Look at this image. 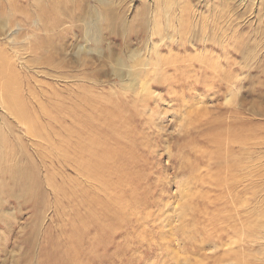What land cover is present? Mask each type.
<instances>
[{
    "label": "rangeland",
    "instance_id": "rangeland-1",
    "mask_svg": "<svg viewBox=\"0 0 264 264\" xmlns=\"http://www.w3.org/2000/svg\"><path fill=\"white\" fill-rule=\"evenodd\" d=\"M81 1L83 12L76 23L79 29L66 39L70 43L64 46L71 45L64 56H55L65 57V65L51 71L36 65L38 55L33 51L34 41L39 37L45 39V32L34 34L36 26L21 13L25 10L34 18L39 9L34 10L25 0H13L15 5L0 0V58L3 55L7 67L0 72L4 86L1 92H5L4 97L7 92L17 93L11 101L20 105L6 108L0 96V264H54L59 256L64 258L59 264H264V115H254L250 108L256 99L257 84L264 82V0ZM108 10L119 15L112 30L98 21V14ZM18 24L20 32L10 34ZM98 24L102 29L100 42L96 43ZM206 28L219 41L223 32L226 34L224 42L230 49L232 63L227 67L220 65L219 70L235 74L241 69L240 91L231 90L230 95L237 94L245 103L243 110L225 103V81L220 80L223 75L220 77L219 70L215 74L218 79L213 82L217 97L214 104L208 103V109L216 114L196 117L189 110L196 105V94L203 88H188L189 81L180 80L182 74L174 72L170 65L177 59L172 54L196 55L198 49L186 45L185 51L180 40L192 36L199 40ZM52 40L61 44L55 38ZM238 44L242 54L234 49ZM213 52L214 57H221L219 51ZM45 69L50 73H45ZM208 72L202 73L208 76ZM5 77H13L8 86ZM10 86L15 91L6 92ZM147 87L155 93L144 97ZM33 90L41 95V103L32 98ZM259 92L264 93V87ZM147 102L148 108L155 111L150 119H157L151 125L141 114L148 113ZM231 109L245 113L244 118L233 119L230 114L234 111L228 114ZM190 113L194 125L186 120ZM15 114L22 115L20 120ZM239 119L244 120L245 139L226 150L215 142L213 128L224 122L235 125ZM24 121L31 122L35 137L21 125ZM228 151H232V166L226 162ZM118 157L124 159L118 176L127 173L132 176L131 182L115 179L118 172H101L118 162ZM83 164L95 168V176L87 175ZM140 178L144 179L139 181ZM99 179L117 182V186L107 189ZM26 187L32 188L31 199L30 194L23 192ZM131 190L141 201L128 198ZM10 191L14 197L8 194ZM118 191H123L122 197ZM40 193L38 205L33 198ZM120 201L123 208L117 206ZM91 217L106 226L103 233L98 232V239L94 228L84 227V222L90 224ZM107 232L110 240L104 246L95 245ZM90 243L98 247L91 254ZM44 250H55L54 256L46 258Z\"/></svg>",
    "mask_w": 264,
    "mask_h": 264
},
{
    "label": "bare ground",
    "instance_id": "bare-ground-1",
    "mask_svg": "<svg viewBox=\"0 0 264 264\" xmlns=\"http://www.w3.org/2000/svg\"><path fill=\"white\" fill-rule=\"evenodd\" d=\"M8 2H9V4H11V5H15V3H13V0H7ZM27 3H29V4H31L33 7H34V10H36V9H39V11H35V14H36V16L34 17V18H32V16H31V14H29V12H26L25 10H21L22 12V16H23V18L25 19V20H31L30 22H32V24L33 25H35L36 26V29H35V32H34V34H38V31H42V32H45V36H46V38L45 39H42V40H40V37L38 38V40H37V42H35L34 40V43H35V46H34V48H33V51H34V54L35 55H38V62H36L37 64L36 65H43V66H45V67H49L50 69H51V71L53 70V69H57V68H61L62 66H63V64L65 65V62H66V60H65V57L63 58H59V57H55V56H57V55H59V54H63V56H64V53H65V51L67 52V48H68V45H71V44H68V45H65L64 46V44H66V42H67V40H69L70 38H72L74 35H75V31H77V27H78V29H79V26H77L76 25V23H77V21H78V18H79V15H80V13H81V11L83 12V3H82V1L81 0H25ZM29 4H27V5H29ZM5 5V4H4ZM10 5V6H11ZM17 5V4H16ZM7 7V6H6ZM58 12V13H57ZM9 13V12H8ZM13 13V12H12ZM31 13H33V12H31ZM233 13V12H232ZM84 14V13H83ZM215 15V14H214ZM217 15V14H216ZM228 15V14H227ZM10 16V15H9ZM17 16V15H16ZM59 16H61L60 18H59ZM83 16V15H82ZM194 16V15H193ZM224 16V15H223ZM232 17V16H231ZM7 18V17H6ZM5 18V19H6ZM239 18V17H238ZM82 19V18H81ZM119 19V15H117V11L115 12V10H108V11H105L104 13H101V15H99L98 14V21L100 20V22L102 23L101 25H105V27L106 28H109V29H113L114 28V26H115V23L117 22V20ZM212 19V18H211ZM221 19V18H220ZM219 19V20H220ZM85 19H83V21H84ZM213 20V19H212ZM211 20V21H212ZM7 21V20H6ZM80 21H82V20H80ZM7 23H8V21H7ZM12 23V22H11ZM17 24V23H16ZM99 25V28H96L95 29V35H96V38L94 39L95 40V42L96 43H98V42H100L99 40H100V37H101V32H100V30L102 29L101 28V26H100V24H98ZM98 25H96V26H98ZM243 25V24H242ZM5 26V25H4ZM15 26V25H14ZM81 27H82V25H80ZM95 26V27H96ZM117 26V25H116ZM126 26V25H125ZM212 26H214V24L212 25ZM31 27H32V25H31ZM103 27V26H102ZM14 28V27H13ZM61 28V29H60ZM101 28V29H100ZM123 28V27H122ZM10 29V28H9ZM21 30V24H18V27H16V29H11L12 31L10 32V34L12 33V32H14V33H17V31H19L20 32V30ZM33 29H34V26H33ZM57 29H60L59 31H57ZM110 30V31H111ZM116 30V29H115ZM114 30V31H115ZM243 30V29H242ZM86 28H85V34H86ZM103 31V30H102ZM219 31V30H218ZM80 32V31H79ZM120 32V31H119ZM209 31H207V28H206V30L205 29H203L202 31H201V34L199 35L200 37H199V40L197 39V38H195L194 36H192V37H186V38H184V39H181L180 40V46L183 48V50H187V48H186V45H189V46H191V47H194V49H198V53L196 54V55H194V56H190L189 54H184V55H178V54H172V56L174 57V58H177L176 60H174L171 64L169 63V61H168V63L172 66V68H173V71L174 72H178L179 71V73H181L182 74V76H181V78H180V80H182V79H184L186 82H188L189 81V83H187L188 84V88H195V87H201V88H203V90L200 92L199 91V93H197L196 94V97H197V99L196 100H194L195 102H190V103H192V104H196V105H192V107H191V109H189V110H191V111H193L194 112V115L196 116V117H198V116H200V117H206L209 113L210 114H216V113H211V110H212V108H209L210 109V111H209V109H208V103L210 104V103H212V101H213V99H215L217 96H216V94H217V91H215V88H214V86H213V82H216L215 81V78L216 79H218V77H217V75H215V74H218V73H216L218 70H219V68H221L222 69V67L224 66V67H227V66H230V64L232 63V61H231V59L229 58V52H230V49H229V47L227 46V42L225 43L224 41V38H226V34L223 32V38L222 39H220V41L219 40H217L216 39V37H214L213 35H212V33H208ZM239 32V31H238ZM83 33V32H82ZM103 33V32H102ZM112 33V32H111ZM240 33V32H239ZM18 34V33H17ZM40 34V33H39ZM44 34V33H43ZM104 34V33H103ZM238 34V33H237ZM24 35V34H23ZM26 35H28V34H26ZM25 35V37H27ZM121 35V34H120ZM188 35V34H187ZM186 35V36H187ZM257 35V34H256ZM228 36V35H227ZM242 36V35H241ZM24 37V38H25ZM43 37V36H42ZM41 37V38H42ZM229 38H230V36H228ZM227 37V38H228ZM44 38V37H43ZM57 39L61 44L59 45V44H57L55 41H53L52 39ZM221 38V37H220ZM240 38V37H239ZM64 39V40H63ZM67 39V40H66ZM120 39V38H119ZM11 40H14V38H12ZM173 40V39H172ZM241 40V39H240ZM239 40V41H240ZM255 40V39H254ZM171 41V40H170ZM219 42V44H217L216 43V45H215V43L214 42ZM227 41V40H226ZM242 41V40H241ZM69 43H70V41H68ZM67 42V43H68ZM116 42V41H115ZM160 42H162V41H160ZM223 42V43H222ZM23 43V42H22ZM22 43H20V44H22ZM33 43V44H34ZM124 43V42H123ZM122 43V44H123ZM155 43H157V42H155ZM179 43V41L176 43V44H178ZM220 43H221V45H220ZM247 43V42H246ZM151 44V43H150ZM158 44V43H157ZM160 44V43H159ZM191 44V45H190ZM233 44V43H232ZM235 44V43H234ZM240 44H242V43H240ZM240 44H238V46L237 45H235L234 46V49H235V51H237V53H243L244 51H242V47H240ZM29 45V44H28ZM125 45V44H124ZM197 45L199 46H201V45H203L204 47H202V48H198L197 47ZM73 46V45H72ZM76 46V45H75ZM242 46H243V44H242ZM33 47V46H32ZM162 47V46H161ZM171 47V46H170ZM18 48V47H17ZM76 48V47H75ZM156 48V47H155ZM126 49V48H125ZM171 49V48H170ZM213 49H215L216 51H219L220 53V55L219 56H221L220 58L217 56V58L216 57H214V55H213ZM233 49V50H234ZM128 50V49H127ZM157 50V49H156ZM173 50V49H172ZM28 50H26V52H27ZM130 51V50H129ZM197 51V50H196ZM19 52V51H18ZM113 52V51H112ZM133 52V51H132ZM28 53V52H27ZM160 53V52H159ZM217 53V52H216ZM246 53V52H245ZM68 54V53H67ZM150 54V53H149ZM6 55V54H5ZM23 55V54H22ZM21 55V56H22ZM165 55V54H164ZM21 56H20V58H21ZM46 56V58H44ZM171 56V55H170ZM171 56V57H172ZM14 57H15V55H14ZM222 57H224V59H221ZM245 57V56H244ZM2 58H3V55H2V57L0 58L1 59V61H0V72H4V70H5V68L7 69V67H6V62H5V60H2ZM8 58V57H7ZM168 59H170V57L168 58ZM167 59V60H168ZM244 59V58H243ZM34 60H36V59H34ZM164 61L166 60V59H163ZM173 60V59H172ZM115 63V62H114ZM157 63V62H156ZM234 63V62H233ZM254 63V62H253ZM169 64H168V66H169ZM151 65V64H150ZM154 65V64H153ZM158 65V64H157ZM164 65H166V64H164ZM220 65H222V67L220 66ZM227 65V66H226ZM233 65V64H232ZM26 66V65H25ZM83 66L85 67V65L83 64ZM156 66V65H155ZM161 65H159V67H160ZM27 67V66H26ZM42 67V66H41ZM165 67H167V65L165 66ZM243 67H244V65H243ZM253 67V66H252ZM20 68V67H19ZM163 68V67H162ZM168 68V67H167ZM171 68V67H170ZM42 69V68H41ZM165 69V68H164ZM16 70V69H15ZM38 70V69H37ZM46 70V69H45ZM49 70V69H48ZM48 70H46V72L45 73H50V72H48ZM100 70V69H99ZM208 70L210 71V74L207 76H205V75H203V73L202 72H208ZM232 70V69H231ZM241 70V69H240ZM239 70V71H240ZM17 71H19V70H17ZM42 71V70H41ZM222 72L220 73V70H219V75L220 74H222L223 75V77H221V75H220V77H221V79L220 80H223L224 79V81H225V84H224V90H225V92L222 94V95H224L225 93V103L226 104H231V105H233V106H235V108L236 109H242L243 110V107H244V104L242 103V101L240 100V98L238 99L237 98V94L236 95H230V91L231 90H235V89H238V92L240 91V89H239V86L241 85V82H242V78H241V73H242V71L241 72H239L238 71V73H236L235 72V74L234 73H229V72H227V69L226 70H221ZM153 72V71H152ZM15 73V72H14ZM199 73H201V74H199ZM209 73V72H208ZM207 73V74H208ZM249 73V72H248ZM117 74V73H116ZM173 74H176V73H173ZM172 74V75H173ZM243 74V73H242ZM8 75V74H7ZM52 75V74H51ZM126 75H127V73H126ZM197 75H199V77L197 76ZM246 75V74H245ZM12 76V75H11ZM11 76H9V77H11ZM16 76V75H15ZM48 76V75H47ZM118 76V75H117ZM193 76H195V77H193ZM8 77V78H9ZM175 77V76H174ZM246 77V76H245ZM6 78V77H5ZM13 78V77H12ZM5 79V85H9V83L10 82H12L13 81V79ZM167 79V78H166ZM3 80H4V78H3ZM168 81H169V79H167ZM219 80V81H220ZM126 81V80H125ZM218 81V80H217ZM218 81V82H219ZM224 81H223V83H224ZM50 82V81H49ZM217 82V83H218ZM136 83V82H135ZM148 83V82H147ZM254 83V82H253ZM149 84H150V82H149ZM178 84V83H177ZM177 84H175V85H177ZM200 84V85H199ZM222 84V83H221ZM13 85V84H12ZM42 85V84H41ZM168 85V84H167ZM171 85V84H170ZM262 85H264V82H262L261 81V83L259 82L258 84H257V87H258V91L255 93V98L256 99H254L253 101H252V104H251V107L250 108H252V113L254 114V115H264V106H261L260 105V103L262 102V104H263V101H264V93L263 92H259L260 91V89L262 90L263 89V87L264 86H262ZM6 86V87H7ZM46 86V85H45ZM172 86V85H171ZM73 87V86H72ZM144 87V86H143ZM150 87V86H149ZM149 87H147V88H144V93H143V96L145 97V96H151L152 95V93H155L154 91H151V89L149 88ZM168 87H169V85H168ZM179 87V86H178ZM184 87V86H183ZM4 86H3V83H2V78L0 79V96H1V100H2V102L4 103V105L6 106V108H8V105L9 106H11V105H13V106H20V105H18L16 102H13V100L11 101V99H12V96H13V98L15 97V96H18L17 95V93L14 95V94H12V95H10V92H7V91H13L14 89H12L11 88V86L9 87V89H7L6 88V96L4 97L3 96V94L5 93V92H1V91H3L4 89ZM166 88V87H165ZM187 88V89H188ZM16 89H17V87H16ZM46 89V88H45ZM175 89V88H174ZM184 89V88H183ZM132 90H133V88H132ZM142 90V89H141ZM177 89H175V91H176ZM15 91V90H14ZM166 92H167V90H165ZM175 91H174V93H175ZM184 92H186L187 90L186 89H184L183 90ZM168 92H170L169 91V89H168ZM167 92V93H168ZM172 92H173V90H172ZM177 92V91H176ZM182 92V91H181ZM183 92V93H184ZM36 92L33 90L32 92L30 91V94H32L31 96H32V98L37 102H40V100H39V98L41 97V95L40 94H35ZM41 93V92H40ZM42 93H43V91H42ZM41 93V94H42ZM45 93V92H44ZM171 93V92H170ZM173 93V94H174ZM233 93H234V91H233ZM18 94H19V92H18ZM96 94V93H95ZM94 94V95H95ZM179 94V93H178ZM182 94V93H181ZM235 94V93H234ZM44 95V94H43ZM48 95V94H47ZM46 95V96H47ZM165 95H167V94H165ZM21 96V95H20ZM19 96V97H20ZM45 96V95H44ZM156 95H153V98H156L155 97ZM162 96V95H161ZM177 96V95H176ZM175 96V97H176ZM242 96V95H241ZM241 96H239V97H241ZM71 97V96H70ZM168 97H170V96H168ZM205 97H207V98H205ZM23 98V97H22ZM21 98V99H22ZM164 98V97H163ZM171 98V97H170ZM193 98V97H192ZM24 99V98H23ZM162 99V98H161ZM176 99H177V97H176ZM0 100V101H1ZM16 100H17V98H16ZM19 100V99H18ZM41 100H42V98H41ZM46 100V99H45ZM59 100H60V98H59ZM164 100H166V99H164ZM190 100V99H189ZM15 101V100H14ZM20 101V100H19ZM25 101V100H24ZM100 101V100H99ZM144 101V100H143ZM175 101V100H174ZM187 101V100H186ZM22 101H20V103H21ZM45 102V101H44ZM148 102H150V101H148ZM148 102L146 103V107H147V110H148V113L147 114H145L144 112H142L141 114L144 116H146V117H144V119L146 120V123L147 124H149V125H151V122L153 123L154 122V120L155 119H153V120H151L150 118H152V113L153 112H155L154 110L152 111V110H150L149 108H148ZM181 102V101H180ZM28 103H29V101H28ZM41 103V102H40ZM175 103V102H174ZM88 104V103H87ZM161 104V103H160ZM181 104V103H180ZM183 104V103H182ZM212 104H214V103H212ZM212 104H210V105H212ZM225 104V105H226ZM22 105H24V104H22ZM151 105H153V104H151ZM184 105H188V104H184ZM191 105V104H190ZM228 105V106H229ZM264 105V104H263ZM41 106H43V105H41ZM90 106V105H89ZM162 106V105H161ZM217 106V105H216ZM219 106V105H218ZM227 106V107H228ZM18 107H17V109H18ZM82 107V106H81ZM102 107H103V105H102ZM128 107V106H127ZM145 107V106H144ZM177 107H178V105H177ZM215 107V106H214ZM225 107V106H224ZM230 107H232V106H230ZM50 108V107H49ZM59 108V107H58ZM92 108H94V107H92ZM153 108V107H152ZM155 108V107H154ZM168 108V107H167ZM185 108V107H184ZM16 109V108H15ZM37 109V108H36ZM91 109V108H90ZM120 109V108H119ZM119 109H116L117 110V112H119V111H121V110H119ZM129 109V108H128ZM162 109V108H161ZM174 109V108H173ZM215 109H217V108H215ZM215 109H213V111L215 110ZM228 109H229V107H228ZM3 110V109H2ZM54 110V109H53ZM103 110V109H102ZM110 110V109H109ZM165 110V109H164ZM188 110V109H187ZM13 111V110H12ZM20 111V110H19ZM32 111V110H31ZM87 111V110H86ZM146 111V110H145ZM161 111V110H160ZM232 111H234V110H232L231 109V111H229L228 112V114H230ZM240 111V110H239ZM239 111H234V112H232L230 115H232V116H234L233 117V119H238V118H244V114H242L243 112H239ZM15 112V111H14ZM33 112H36V111H33ZM43 112V111H42ZM163 112V111H162ZM226 112V111H225ZM18 113V112H17ZM30 113V112H29ZM71 113V112H70ZM130 113V112H129ZM158 115H160V112H156ZM24 114V113H23ZM163 114H164V112H163ZM166 114V113H165ZM191 114V113H190ZM227 114V113H226ZM227 114V115H228ZM16 115V117H18L19 118V120H20V117H19V115H17V114H15ZM14 115V116H15ZM34 115V114H33ZM43 115V114H42ZM44 115H46V117L48 118V115L47 114H44ZM119 115V114H118ZM122 115V114H121ZM171 115V114H170ZM193 115V116H194ZM211 115V116H212ZM20 116H22V115H20ZM30 116H31V114H30ZM41 116V115H40ZM60 116V115H59ZM100 116V115H99ZM132 116V115H131ZM133 116H134V114H133ZM136 116V115H135ZM162 116V115H161ZM219 116V115H218ZM232 116H231V118H232ZM253 116V115H252ZM92 117V116H91ZM191 117H192V114L191 115H187V118H186V120H188V122H189V124L191 123V125H194V123H195V121L194 120H191ZM195 117V118H196ZM216 117V116H215ZM227 117V116H226ZM246 117V116H245ZM23 118V117H22ZM21 118V120L23 121V119ZM25 118H27V117H25ZM38 118V117H37ZM40 118V117H39ZM106 118V117H105ZM134 118V117H133ZM161 118V117H160ZM179 118V117H178ZM28 119V118H27ZM164 119V118H163ZM201 119V118H200ZM206 119V118H205ZM212 119V118H211ZM43 120V119H42ZM105 120V119H104ZM151 120V121H150ZM157 120V119H156ZM155 120V121H156ZM216 120V119H215ZM33 121V120H32ZM45 121V120H44ZM133 121V120H132ZM182 121V120H181ZM208 121V120H207ZM210 121V120H209ZM81 122V121H80ZM165 122V121H164ZM199 122V121H198ZM202 122V121H201ZM7 123V122H6ZM38 123V122H37ZM47 123V122H46ZM137 123V122H136ZM160 123V122H159ZM162 123V122H161ZM203 123V122H202ZM213 123V122H212ZM73 124H75V123H73ZM181 124H182V122H181ZM21 125H23L34 137L36 136L35 135V129L31 126V122L29 121V122H26V121H24V122H21ZM67 125V124H66ZM137 125H139V123L137 124ZM157 125V124H156ZM85 126H87V125H85ZM140 126V125H139ZM183 126V125H182ZM184 126H186V125H184ZM209 126V125H208ZM248 126V125H247ZM143 127V126H142ZM198 127H200V126H198ZM118 128V127H117ZM147 128V127H146ZM40 129V128H39ZM115 129V128H114ZM187 129H188V127H187ZM186 129V130H187ZM194 129V128H193ZM244 120L243 119H239L237 122H236V124L235 125H233L232 123H230V122H224V123H222V124H220L219 126H217V127H214L213 128V130H214V134H215V136H216V138H215V142L216 143H218L219 145H222V146H224L225 147V149L226 150H229V149H231V147L230 146H234V144H235V142H243V140L245 139V133H244ZM25 130V129H24ZM140 130V129H139ZM194 130H198L197 128L196 129H194ZM37 131V130H36ZM41 131V130H40ZM141 131V130H140ZM189 131V130H188ZM249 131V130H248ZM42 132V131H41ZM101 132V131H100ZM194 132V131H193ZM44 133V132H43ZM122 133V132H121ZM71 134V133H70ZM150 134V133H149ZM158 134H160V132L158 133ZM162 134V133H161ZM184 134H186V132H184ZM201 134V133H200ZM206 134V133H205ZM210 133H208V135H209ZM28 135V134H27ZM52 135V134H51ZM76 135V134H75ZM80 135H82V134H80ZM190 135V134H189ZM50 136V135H49ZM83 136V135H82ZM182 136V135H181ZM203 136V135H202ZM207 136V135H206ZM210 136V135H209ZM28 137V136H27ZM138 137H140V136H138ZM158 137V136H157ZM163 137V136H162ZM205 137V136H204ZM42 138V137H41ZM128 138V137H127ZM153 138V137H152ZM198 138V137H197ZM202 138V137H201ZM205 138H207V137H205ZM224 140H223V139ZM256 138H258V137H256ZM30 139V138H29ZM34 139V138H33ZM56 139V138H55ZM144 139V138H143ZM181 139V138H180ZM46 140V139H45ZM71 140V139H70ZM103 140V139H102ZM150 140H151V138H150ZM166 140V139H165ZM214 140V139H213ZM255 140V139H254ZM7 141V140H6ZM82 141V140H81ZM130 141V140H129ZM142 141V140H141ZM212 141V140H211ZM255 141H257V140H255ZM255 141H254V143H255ZM66 142V141H65ZM86 142V141H85ZM115 142V141H114ZM245 142V141H244ZM253 142V141H252ZM42 143V142H41ZM119 144V143H118ZM126 144V143H125ZM143 145H144V142H143ZM148 145H150V144H148ZM147 145V146H148ZM213 145V144H212ZM243 145V144H242ZM132 146V145H131ZM244 146H246V145H244ZM85 147V146H84ZM133 147V146H132ZM145 147H146V145H145ZM91 148V147H90ZM101 148V147H100ZM151 148V147H150ZM54 149V148H53ZM149 149V148H148ZM147 149V150H148ZM52 150V149H51ZM117 150V149H116ZM138 150V149H137ZM137 150H135V151H137ZM177 150V149H176ZM155 151V150H154ZM178 151V150H177ZM190 152V151H189ZM242 152H244V151H242ZM58 153V152H57ZM143 153V152H142ZM157 153V155H158V152H156ZM228 153H229V157H226V162L228 163V165L229 166H232L231 165V158H232V151H231V153L228 151ZM14 154V153H13ZM111 154V153H110ZM147 154V153H146ZM152 153H150V155H151ZM154 154V153H153ZM176 154V153H175ZM105 155V154H104ZM129 155V154H128ZM149 155V156H150ZM156 155V154H155ZM224 155V154H223ZM61 156V155H60ZM143 156H144V153H143ZM179 156H180V154H179ZM242 156V155H241ZM50 157V156H49ZM52 157V156H51ZM216 157V156H215ZM129 158V157H128ZM236 158H237V156H236ZM240 158H242V157H240ZM211 159V158H210ZM52 160V159H51ZM140 160V159H139ZM142 160H143V158H142ZM145 160V159H144ZM177 160V159H176ZM196 160V159H195ZM209 160V159H208ZM212 160V159H211ZM228 160H229V162H228ZM233 160H235V159H233ZM147 161V160H146ZM150 161V160H149ZM119 162V163H118ZM118 162L117 161H114V164H113V166H111V167H104L102 170H101V172L102 171H104V170H112L113 172V174H116L117 172V178H115V179H117V180H119V182L120 181H124V182H126L127 181V183L130 181L131 182V178H132V176L131 175H129V174H127L126 173V175L125 176H118V174L120 175V173H119V170L120 169H122V167H124V166H122V162H124V159H123V157L121 158V157H118ZM128 162V161H127ZM137 162H139V161H137ZM73 163V162H72ZM98 163H100V164H102V165H105V163H101L100 161H98ZM147 163V162H146ZM169 163H171V162H169ZM130 164V163H129ZM232 164H233V162H232ZM235 164V163H234ZM250 164V163H249ZM8 165V164H7ZM102 165H100L101 167H102ZM3 166V165H2ZM16 166V165H15ZM134 166V165H133ZM147 166H149V164L147 165ZM225 166V165H224ZM235 166H236V164H235ZM17 167V166H16ZM141 167H142V165L141 166H139V169L141 170ZM239 167V166H238ZM11 168H13V167H11ZM82 168H83V170L87 173V175H94L95 176V174L94 173H96V169L95 168H90L88 165H86V164H83L82 165ZM129 168H131V167H129ZM153 169V168H152ZM152 169H149L148 171H150V170H152ZM21 170V169H20ZM135 170H138V168H136ZM204 170H205V168H204ZM263 170V169H262ZM75 171V170H74ZM124 171V170H123ZM142 171V170H141ZM144 171V170H143ZM219 171V170H218ZM241 171V170H240ZM134 172V171H133ZM151 172V171H150ZM121 173H122V171H121ZM138 173H140V172H138ZM146 174H147V172H145ZM22 174V173H21ZM65 174V173H64ZM73 174V173H72ZM106 174V173H105ZM123 174H124V172H123ZM131 174V173H130ZM66 175V174H65ZM134 175V174H133ZM144 176H145V174H143ZM76 176V175H75ZM153 176V175H152ZM218 176H220V175H218ZM249 176V175H248ZM12 177V176H11ZM10 177V178H11ZM17 177V176H16ZM97 177V176H96ZM104 177V176H103ZM114 177V176H113ZM111 178V177H110ZM146 178H147V176H146ZM162 178H164V177H162ZM223 178V177H222ZM222 178H221V180H222ZM17 179V178H16ZM112 179V178H111ZM144 179V178H143ZM142 178H140V180L139 181H141V180H143ZM156 179V178H155ZM159 179H161V177L159 178ZM158 179V180H159ZM166 179V178H165ZM46 180V179H45ZM81 180V179H80ZM218 180H220V177L218 178ZM12 181V180H11ZM28 181V180H27ZM99 181H100V183H101V185L102 186H104V187H107V189H114L116 186H117V182H108V180L107 179H99ZM149 181V180H148ZM147 181V182H148ZM16 182V181H15ZM84 182V181H83ZM160 182V180L158 181V183ZM221 182V181H220ZM222 182H224V179L222 180ZM257 182V181H256ZM151 183L153 184L154 182H152V180H151ZM150 183V184H151ZM157 183V182H156ZM161 183V182H160ZM159 183V184H160ZM18 184V183H17ZM28 184H29V181H28ZM138 184V183H137ZM133 185V184H132ZM19 186V185H18ZM32 186V185H31ZM99 186V185H98ZM125 186V185H124ZM130 186V185H129ZM133 186H135V185H133ZM157 186H159V185H157ZM3 187V186H2ZM53 187V186H52ZM80 187V186H79ZM137 187V186H136ZM151 186H149V188H150ZM261 187V186H260ZM92 188V187H91ZM125 188V187H124ZM138 188H140L139 186H138ZM142 188V187H141ZM232 188V190H233V187H231ZM53 189V188H52ZM127 189V188H126ZM128 189H130L129 187H128ZM160 189V188H159ZM189 189V188H188ZM24 190V189H23ZM125 190V189H124ZM137 190V189H136ZM143 190V189H142ZM147 190V189H146ZM101 191V190H100ZM144 191H145V189H144ZM152 191H154V190H152ZM157 191V190H156ZM186 192L188 191L187 189L185 190ZM229 192H228V195L230 194V190H228ZM257 191V190H256ZM3 192V191H2ZM8 192V191H7ZM11 192V191H10ZM16 192V191H15ZM24 193H28V194H30V199H31V197H32V188L30 187V188H28V187H26L25 188V191H23ZM72 192H74V191H72ZM120 192V194H118V195H120L121 196V193L122 194H124L123 193V191L121 192V191H118V193ZM126 193H127V191H125ZM136 191H134V190H131V191H129V193L127 194L128 196H130V197H128L130 200H136V201H138V200H140L141 201V199H139V197H137V195H136V193H135ZM158 192H159V190H158ZM160 192H161V190H160ZM186 192H184V193H186ZM108 193V192H107ZM111 193H112V191H111ZM117 193V192H116ZM115 193V194H116ZM125 193V194H126ZM143 193V195H145L144 194V192H142ZM8 194H11V196L12 197H14V195H13V193L11 192V193H8ZM7 194V195H8ZM16 194V193H15ZM138 194V193H137ZM156 194V193H155ZM160 194V193H159ZM164 194V193H163ZM190 194V193H189ZM231 194H233V192L231 193ZM235 194V193H234ZM6 195V194H5ZM101 195V194H100ZM106 195V194H105ZM112 195V194H111ZM117 195V196H118ZM150 195L152 196V193H150ZM162 195V194H161ZM16 196V195H15ZM42 196V194L40 193L36 198H33L34 200V202L36 203V204H38L37 202H38V199H39V197H41ZM103 196V195H102ZM123 196V195H122ZM121 196V197H122ZM156 196V195H155ZM190 196V195H189ZM149 197V196H148ZM157 197L159 198L160 196L157 194ZM165 197H167V196H165ZM188 197V196H187ZM230 197V196H229ZM69 198V197H68ZM112 198V197H111ZM128 198H127V200H128ZM152 198V197H151ZM231 199H232V197H230ZM106 199V198H105ZM147 199V198H146ZM115 200V199H114ZM124 200V199H123ZM123 200H121L122 202H123ZM126 200V201H127ZM185 200H187V199H185ZM106 201H108V200H106ZM116 201V200H115ZM118 201V200H117ZM121 201L119 202V204H118V202H117V206H119V205H121L120 203H121ZM139 201V202H140ZM124 202H125V200H124ZM107 203V202H106ZM109 203V202H108ZM132 203H133V201H132ZM165 203V202H164ZM92 204V203H91ZM110 204V203H109ZM112 204V203H111ZM125 204H127V203H125ZM166 204V203H165ZM2 205V204H1ZM39 205V204H38ZM134 205V204H133ZM227 205H229V204H227ZM243 205V204H242ZM88 206V205H87ZM122 207L121 208H123V205H121ZM129 206V205H128ZM245 206V205H244ZM244 206H242L243 208H245ZM165 207V206H164ZM180 207H181V205H180ZM36 208H37V206H36ZM121 208H119V210L121 209ZM166 208V207H165ZM189 208V207H188ZM224 208V207H223ZM40 209V208H39ZM110 209V208H109ZM162 209V208H161ZM157 210L158 212H160V211H162V210ZM164 209V208H163ZM177 208L176 207H174V210H176ZM122 210V209H121ZM124 210V209H123ZM41 211H44V210H42L41 209ZM87 211V210H86ZM167 211V210H166ZM240 211V210H239ZM35 212H36V210H35ZM78 212V211H77ZM121 212V211H120ZM84 213V212H83ZM149 213V212H148ZM174 213V212H173ZM177 213V212H176ZM185 214H186V212H184ZM183 213V214H184ZM164 215H165V213H163ZM228 214V213H227ZM75 215H77V214H75ZM176 215V214H175ZM178 215V214H177ZM247 215V214H246ZM149 216V215H148ZM86 217H87V215H86ZM156 217V216H155ZM1 218V217H0ZM150 218V217H149ZM183 218H185V217H183ZM102 220H103V218H101ZM171 219V218H170ZM169 219V220H170ZM181 220H182V218H180ZM75 220V219H74ZM86 220V219H85ZM172 220V219H171ZM157 221H158V219H157ZM222 222H223V220H221ZM90 224H88L87 222H84V227H91V228H94L95 230L94 231H96L95 233V235H96V239H98L97 238V236L98 235H100L101 233H103L104 231H103V227H106L103 223H101V222H99V221H97L96 220V218H93L92 219V217H91V219L88 221ZM95 222V223H94ZM107 222V221H106ZM155 222V221H154ZM183 222V221H182ZM108 223V222H107ZM172 224V223H171ZM179 224V223H178ZM154 225V224H153ZM161 225V224H160ZM181 225H183V224H181ZM180 225V226H181ZM143 226H145V225H143ZM82 228V227H81ZM109 228V227H108ZM159 229V228H158ZM187 229V228H186ZM86 230V229H85ZM143 230H144V228H143ZM188 230V229H187ZM186 231V230H185ZM100 234H99V233ZM110 232V231H109ZM109 232H107L106 233V236H105V238H103L102 240H97L94 244L95 245H100V246H98V247H101V246H104V244L106 243V242H108L110 239H109V236H108V234H109ZM190 232V231H189ZM76 234H77V232H76ZM89 234V233H88ZM186 234H187V232H186ZM212 234V233H211ZM139 235V234H138ZM142 236V235H141ZM183 236V235H182ZM77 237V236H76ZM194 237V236H193ZM71 238V237H70ZM189 238V237H188ZM76 239V238H75ZM143 239V238H142ZM163 239V238H162ZM72 240V239H71ZM189 240H191V239H189ZM149 241H150V239H149ZM148 241V242H149ZM152 241V240H151ZM222 241V240H221ZM190 243V242H189ZM94 244L93 243H90L89 244V249H90V253L89 254H91V253H93V250L95 249V248H98V247H95L94 246ZM176 244V243H175ZM222 244V243H221ZM164 245H165V242H164ZM170 245V244H169ZM94 246V247H93ZM186 246V245H185ZM75 247V246H74ZM73 247V248H74ZM44 248V247H43ZM52 248V247H51ZM186 248V247H185ZM206 248V247H205ZM159 249V248H158ZM169 249V248H168ZM63 250V249H62ZM68 251H69V249H68ZM174 251V250H173ZM70 252V251H69ZM54 253H55V250H53V251H51V250H44V252H43V254H45L46 255V258L48 257H50V256H54ZM61 253V252H60ZM71 254H72V251H71ZM83 254V253H82ZM87 254V253H86ZM191 254V253H190ZM193 254V253H192ZM58 255V254H57ZM62 255H63V257H64V253H62ZM75 255H77V254H75ZM199 255V254H198ZM224 255V254H223ZM222 255V256H223ZM85 256V255H84ZM178 256V255H177ZM183 256V255H182ZM56 258H57V256H55ZM45 258V257H44ZM59 259H54V264H59L60 262H63V259L64 258H62V257H58ZM71 258V257H70ZM160 259V258H159ZM161 260V259H160ZM204 263V262H203ZM166 264V263H165Z\"/></svg>",
    "mask_w": 264,
    "mask_h": 264
}]
</instances>
